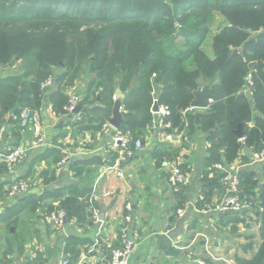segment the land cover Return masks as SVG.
<instances>
[{
  "label": "trees",
  "instance_id": "trees-1",
  "mask_svg": "<svg viewBox=\"0 0 264 264\" xmlns=\"http://www.w3.org/2000/svg\"><path fill=\"white\" fill-rule=\"evenodd\" d=\"M215 13L227 25L212 40L211 58L202 44ZM16 64L18 76L0 75V129L12 116L13 130L21 132V111L40 112L45 104L71 124L65 107L69 90L79 84L83 105L100 102L93 112H82L81 126L106 124L120 88L126 94L120 131L134 139L146 137L157 99L170 110L163 122L172 128L164 131L190 121L208 135L214 165L220 148L229 162L244 147L264 151V0H0V71ZM49 79L47 90L42 84ZM203 84L213 97L198 125L193 113L184 112ZM240 125L244 142L235 133ZM257 178L264 181V163L240 175L241 198L252 199L243 184L255 187ZM73 203L61 207L66 220L78 213ZM255 203L264 223V182ZM249 264H264V243Z\"/></svg>",
  "mask_w": 264,
  "mask_h": 264
},
{
  "label": "crops",
  "instance_id": "crops-1",
  "mask_svg": "<svg viewBox=\"0 0 264 264\" xmlns=\"http://www.w3.org/2000/svg\"><path fill=\"white\" fill-rule=\"evenodd\" d=\"M7 69L0 71L1 77L18 76L21 66ZM83 91L78 84L68 92L78 94L81 105L79 114L70 115L71 124L54 116L50 105L35 112L46 136L44 146L31 150L12 171L0 158V264H62L64 260L111 264L112 252L122 248L124 235L135 243L129 264H249L255 259L264 243L259 211H213L224 194L222 174L215 165L239 177L259 171L264 162L253 163L258 154L254 148L244 147L233 162L220 148L221 161L214 165L207 134L191 127L190 121L166 133L159 125L160 117L153 115L146 137L140 138L143 148L128 159L112 143L114 128L104 129L113 115L103 127L100 121L81 126L82 112L100 107L99 101L83 105ZM10 118L16 121L6 118L0 155L20 145L30 148L37 137L31 129L13 130ZM173 167L188 176L177 193L169 183ZM257 179L255 187L243 184L254 202L264 182ZM13 183L28 184L30 189L11 198L7 192ZM69 199L78 213L57 228L50 215ZM198 200L196 209L188 210L187 204ZM179 210L186 212L180 216ZM129 215L131 222L126 223ZM183 219L186 222L178 227Z\"/></svg>",
  "mask_w": 264,
  "mask_h": 264
},
{
  "label": "built area",
  "instance_id": "built-area-1",
  "mask_svg": "<svg viewBox=\"0 0 264 264\" xmlns=\"http://www.w3.org/2000/svg\"><path fill=\"white\" fill-rule=\"evenodd\" d=\"M52 80L49 79L42 87L47 89L52 86ZM248 90L246 93H249V88L252 86L251 76L248 77ZM80 103V97L76 93H71L69 104L65 107V111L67 114H73L75 109ZM158 104L157 99L154 100L153 106ZM194 109L190 107L187 109L184 114L192 112ZM153 115L160 117L159 125L162 126L163 129H170L172 125L170 122L164 123L163 119L165 117L170 116V110L167 107L160 106L159 112L154 113L153 108L151 110ZM55 116V114L53 113ZM20 126L22 132L27 130H33L36 134V140L30 148L25 146H17L12 149L10 152L6 154H1V162L7 166L9 171H12L18 163L25 160L29 154V152L33 149H38L46 144V136L44 134L43 126L40 123L39 118L36 114L29 108H25L21 111L20 114ZM110 125L107 124L104 129L109 128ZM5 129H0V141L2 140V136L4 134ZM112 143L119 147L123 153L125 158H132L138 151L143 148V144L140 139H134L132 133L130 132H122L120 130L114 129L112 132ZM170 138V136H168ZM66 159L63 160L62 163H66ZM264 162V151L260 152L254 158L253 163L259 164ZM215 169L220 171L222 174V184L224 187V194L219 202L214 208L213 211L229 213V212H244L251 211L254 209L256 203L253 199L247 200L245 198H241L240 196V184L241 180L237 173L230 172L223 165L217 164L215 165ZM188 176L185 171L178 167H173L170 172L169 183L173 188L174 192H180L182 186L187 184ZM30 189V186L25 183H13L8 190V196L11 198H15L17 196H21L26 194ZM199 200L202 201L203 197H199ZM197 202H189L187 204L188 210L196 209ZM128 210H131V207L128 206ZM186 210H179L178 215L183 216ZM50 220L54 223L57 228H61L65 225L66 222V212L62 209L54 211L50 215ZM126 223L131 222V216L126 217ZM135 248V243L130 241L124 235L123 246L122 248H118L112 252L111 255V264H129L131 254ZM67 260H64L62 264H68ZM198 264H205L202 261H198Z\"/></svg>",
  "mask_w": 264,
  "mask_h": 264
},
{
  "label": "water",
  "instance_id": "water-1",
  "mask_svg": "<svg viewBox=\"0 0 264 264\" xmlns=\"http://www.w3.org/2000/svg\"><path fill=\"white\" fill-rule=\"evenodd\" d=\"M237 51H235L236 53ZM49 88H47L48 90ZM193 94L195 96V101L192 103L191 107L194 110H201V111H206L210 108L211 104H212V90L210 85H199L198 89L193 91ZM124 99V95L122 94L120 89H117L116 91V96H115V105L113 108V117L109 120V124L111 127H113L116 130H120L122 128V125L124 123V116H125V112L122 111V104H121V100ZM81 111V105H78L77 108L75 109L73 114H79V112ZM153 112L154 113H158L159 112V106L158 104H155L153 106ZM204 113V112H203ZM203 113L201 112H195L193 113L196 117V123L198 125L201 124V118ZM12 122V118H10L9 123ZM63 125L60 124L59 128H61ZM236 135L238 136L239 139H243L244 138V132H243V126L240 125L239 129L235 132ZM192 216L189 215L187 216V219H191ZM185 219L181 220L179 222V226L183 223L186 222L184 221ZM66 223V222H65Z\"/></svg>",
  "mask_w": 264,
  "mask_h": 264
},
{
  "label": "rangeland",
  "instance_id": "rangeland-1",
  "mask_svg": "<svg viewBox=\"0 0 264 264\" xmlns=\"http://www.w3.org/2000/svg\"><path fill=\"white\" fill-rule=\"evenodd\" d=\"M226 25H227L226 19L223 16L215 13V17H214V19L210 25L211 32L208 35V37L206 38V40L204 41V43L202 44L203 45L202 48L207 52V54L210 57H213L212 40H213L214 36L216 35V33H218ZM19 66H20L19 64H16L15 66L8 68V69L11 70L14 67L19 69ZM3 72H5V71H3ZM6 72H8V71H6ZM3 76H5V75H3ZM205 264H207V263H205Z\"/></svg>",
  "mask_w": 264,
  "mask_h": 264
}]
</instances>
